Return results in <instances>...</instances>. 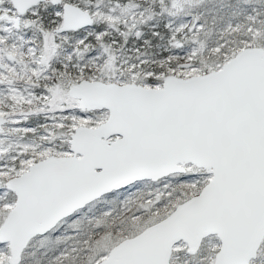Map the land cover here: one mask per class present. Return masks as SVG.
<instances>
[{"label":"snow or ice","instance_id":"snow-or-ice-1","mask_svg":"<svg viewBox=\"0 0 264 264\" xmlns=\"http://www.w3.org/2000/svg\"><path fill=\"white\" fill-rule=\"evenodd\" d=\"M0 264H264V0H0Z\"/></svg>","mask_w":264,"mask_h":264}]
</instances>
